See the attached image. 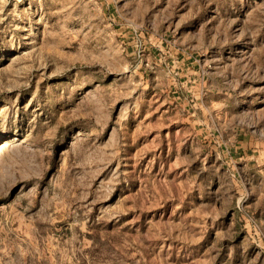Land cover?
<instances>
[{
    "label": "rangeland",
    "instance_id": "obj_1",
    "mask_svg": "<svg viewBox=\"0 0 264 264\" xmlns=\"http://www.w3.org/2000/svg\"><path fill=\"white\" fill-rule=\"evenodd\" d=\"M0 264H264V0H0Z\"/></svg>",
    "mask_w": 264,
    "mask_h": 264
},
{
    "label": "bare ground",
    "instance_id": "obj_2",
    "mask_svg": "<svg viewBox=\"0 0 264 264\" xmlns=\"http://www.w3.org/2000/svg\"><path fill=\"white\" fill-rule=\"evenodd\" d=\"M7 145H8V143L3 144L0 149H2L3 147H5Z\"/></svg>",
    "mask_w": 264,
    "mask_h": 264
}]
</instances>
